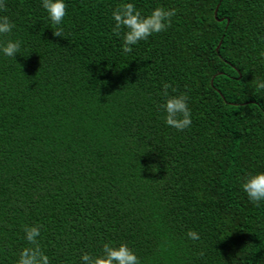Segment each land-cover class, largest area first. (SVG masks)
Wrapping results in <instances>:
<instances>
[{
    "label": "trees",
    "instance_id": "trees-1",
    "mask_svg": "<svg viewBox=\"0 0 264 264\" xmlns=\"http://www.w3.org/2000/svg\"><path fill=\"white\" fill-rule=\"evenodd\" d=\"M125 2L177 13L126 55ZM5 3L0 41L22 45L0 53V264L33 224L51 264L109 241L140 264H264V201L241 187L264 171V0H65V37L41 0ZM165 82L188 94L183 131L164 121Z\"/></svg>",
    "mask_w": 264,
    "mask_h": 264
},
{
    "label": "clouds",
    "instance_id": "clouds-1",
    "mask_svg": "<svg viewBox=\"0 0 264 264\" xmlns=\"http://www.w3.org/2000/svg\"><path fill=\"white\" fill-rule=\"evenodd\" d=\"M41 3L51 23L55 26L52 34L56 37H65L62 26L68 7L65 0H41ZM0 10H6L5 0H0ZM176 13L177 9L175 8L157 6L150 13L144 14L132 2L118 5L112 11V19L114 20L112 31L118 37L123 31L121 45L123 54L132 53L133 46L140 41H146L153 34L167 31L171 27L172 18ZM14 27V22L7 15L0 16V37H9ZM21 45L22 41L19 39H4L0 41V53L15 59L21 51ZM256 86L258 90L264 89V81H257ZM162 88L165 102L161 107L165 112V123L178 131L189 128L192 119L187 92L170 95L168 90L172 88V85L167 82L162 85ZM176 91L175 88H172L173 93ZM241 187L249 200L259 206L260 202L264 201V171L246 174ZM42 228L43 225L39 224L24 227V239L28 246L19 251L16 264H51L49 256L41 247L39 238ZM187 237L193 241L200 239L199 233L195 230H189ZM81 264H140V259L127 243L115 244L109 241L102 245L101 251L97 254L82 252Z\"/></svg>",
    "mask_w": 264,
    "mask_h": 264
},
{
    "label": "water",
    "instance_id": "water-1",
    "mask_svg": "<svg viewBox=\"0 0 264 264\" xmlns=\"http://www.w3.org/2000/svg\"><path fill=\"white\" fill-rule=\"evenodd\" d=\"M214 15L216 16V10H215V14Z\"/></svg>",
    "mask_w": 264,
    "mask_h": 264
}]
</instances>
